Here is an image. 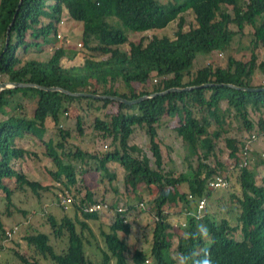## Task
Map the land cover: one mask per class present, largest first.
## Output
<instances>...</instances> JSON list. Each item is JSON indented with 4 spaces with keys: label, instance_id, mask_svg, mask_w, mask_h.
<instances>
[{
    "label": "trees",
    "instance_id": "16d2710c",
    "mask_svg": "<svg viewBox=\"0 0 264 264\" xmlns=\"http://www.w3.org/2000/svg\"><path fill=\"white\" fill-rule=\"evenodd\" d=\"M48 8L52 11V14L49 13L51 21L44 25L41 18ZM187 11L193 13L195 22L185 29L186 18L182 14ZM65 13L72 20L83 23V44L100 59H88L82 67H65L62 64L65 57L63 48L55 50L45 61L26 59L25 55L31 48L41 50V45L50 43ZM177 20L173 37L159 34ZM247 28L253 29V51L249 61L237 60L229 55L226 66H217L211 61L194 69L195 61L201 55L209 57L217 52L229 53L235 39L244 37ZM8 32L10 42L6 48ZM130 33L142 36L130 42ZM260 46L264 47V0H173L166 3L163 0H0V81L5 76L8 82L43 87L11 88L0 93V192L4 196L0 198H4L6 205L3 214L9 217L12 207L16 208L12 181L23 182L25 188L30 189L39 200L42 193L49 189L14 168V160L32 155L16 147V141L25 137L42 141L46 122L51 119L58 126L60 114L68 109L65 104L83 100L101 102L104 110L117 106V111L106 112L103 120H94L96 129L104 137L111 138L114 145V150L100 157L99 171L113 180L115 176L110 173L107 164L119 162L126 170L125 183L133 192H137L141 185L156 186L158 189L153 204L157 221L150 251L156 264H176L171 251L173 233L169 232L172 225L168 222L165 209L179 201L185 204L188 215L186 234L195 232L200 224L206 225L210 233L209 238L203 240L189 235L180 238L177 244L179 254L191 255L207 249L213 264H264V174L258 184L254 169L248 168L252 161L242 166L246 144L240 140L225 139L227 148L235 157L240 189L238 196H231L238 206L235 223L232 225L230 220L208 212L202 218L195 216L198 202L205 199L207 204L212 192L208 188L210 179L215 175L225 176L219 170L224 168L223 165L217 163L218 168L214 169L204 161L214 156L216 143L225 133L224 124L230 110H235L251 134L257 130L249 120V110L264 117V91H250L264 88L252 84L256 71L264 76V60L258 61L255 54ZM120 81L127 86V93H119L114 88L115 83ZM148 81H155L156 84L141 92L132 88L134 83L145 86ZM93 84L103 86V94L91 90ZM53 87L62 88L70 94L44 89ZM185 88L194 89L171 91ZM20 96L23 100L35 101L33 115L27 114L23 100L18 99ZM144 96L147 98L134 104L116 99L137 101ZM223 103H226V108H223ZM165 115L179 118L175 130L190 155L200 153L192 180L184 175L176 178L173 173L163 174L160 171L163 157L157 140L158 126ZM214 123L218 129L210 132ZM135 126L146 129L150 150L159 170L150 167L148 158L133 156L135 153L143 154L139 147L129 142ZM259 126L262 135L264 122ZM76 127L83 135V119L80 116L77 117ZM59 131L63 141L66 139L64 133L70 135L60 128ZM257 136L260 137L258 133ZM45 146L57 168L56 181L65 177L67 188L76 186V168L65 164L56 151L64 150L65 143L54 144L50 140ZM242 151L243 155L239 158L237 155ZM67 155L84 163L91 156L80 148ZM184 182L189 186L187 196L178 191ZM229 187L230 182L223 190ZM90 203H94L90 191L78 203L74 198L72 205L81 212L82 218L77 212L74 217L65 215L60 220L46 214L48 232L35 231L24 238L38 256H33L36 262H30L17 252L21 263L39 264L37 260L40 258L50 264H113V261L128 264V247L119 239L118 232L129 233L130 225L117 212L110 231L103 235L105 248L96 247L101 253L97 257L99 260L86 252L85 246L90 244L88 234L94 237L89 222L99 217L97 213L84 212L83 208ZM133 207L130 203L129 208ZM23 214L27 212L23 211ZM9 230L5 232L0 218L1 249V243L11 238L8 232L15 233L14 237L19 227ZM55 242H62L61 250H56ZM132 258L135 264H144L148 260V256L140 251H136Z\"/></svg>",
    "mask_w": 264,
    "mask_h": 264
},
{
    "label": "rangeland",
    "instance_id": "374dc122",
    "mask_svg": "<svg viewBox=\"0 0 264 264\" xmlns=\"http://www.w3.org/2000/svg\"><path fill=\"white\" fill-rule=\"evenodd\" d=\"M173 0H163L164 3ZM183 1V0H182ZM46 13L48 15H46ZM46 13L43 14L41 22L47 25L51 21L52 14L51 9H46ZM186 19L185 29H188L189 25L194 24L195 18L192 12L187 11L182 14ZM61 21L57 25V32L51 37L50 43L41 45V50L31 48L25 55L26 59H39L45 61L52 56L55 50L63 48L65 51V57L62 60V64L65 67H82L88 59H100L96 57L93 52L89 51L83 44V23L72 20L68 13L63 14L60 18ZM178 20L171 23L165 30L159 32V34H167L170 37L174 36L176 31ZM252 28H247L245 36L236 38L232 44L231 51L225 53H214L212 56H199L195 61L194 69L197 70L200 66L208 65L209 62L214 61L217 66H226L228 56H233L237 60L249 61L253 48L251 46V33ZM142 34L128 35L130 42L140 39ZM32 41V39H29ZM125 50L127 45L124 47ZM258 57V61L264 60V47L260 46V49L255 51ZM20 55L22 53L20 52ZM1 82H8L7 77L3 76ZM155 81H148L147 85L143 86L139 83H134L132 88L136 92L148 88L151 89ZM253 86H264V76L256 71L255 76L252 79ZM114 88L119 93H127L128 88L123 82L115 83ZM91 90H98L103 94L105 91L101 85L93 84ZM18 99L23 100L20 96ZM23 104L26 106L28 115H33L35 109V101L23 100ZM67 105L68 109L64 110L60 114V124L56 126L51 119L46 122V132L44 133L43 140H17L15 146L32 153V155H25L24 159H18L13 161L14 168L25 174L31 181L39 182L42 186L48 187V191L42 193V199L39 200L30 189L25 188L24 183L18 180L12 181L11 187L15 191L13 200L15 207H12L11 216L7 217L3 214L6 209L4 198H0V208L2 210L0 218L4 226L5 232L14 226L19 227V232L9 240H4L0 246V264H22L16 256L19 252L30 262H36L33 256L35 252L32 248H29L25 236L33 234L35 231L48 232V226L46 224V214H52L57 219H61L62 216H73L78 214L81 216L80 211H76L72 204L73 198L77 203L85 198L87 191L93 194V200L96 202H102L108 205L107 209L98 213L99 217L96 220L90 221V227L93 231L94 237L88 234L90 244L85 246L86 252L90 257L94 259L99 256L97 246L105 248L104 233L110 231V226L114 223L116 218V212L119 213L125 219V223L130 225L129 233L123 231L118 232L119 239L122 240L128 247L127 251V263L135 264L133 261V254L136 251H140L148 256V260L144 264H156L153 257L150 255V251L153 244V230L156 225V216L153 208L154 198L157 197L158 189L156 186H140L137 192H133L130 186L125 183L126 170L119 162H110L107 164L110 173L115 176V179L109 180L108 177H104V173L99 171L100 157L107 152L114 150V145L111 138L104 137L103 133L98 131L95 127L94 120L99 118L104 119V114L107 112H116L117 106L108 107L106 110L102 108L101 102H91L83 100L82 102H73L71 105ZM99 107V110L97 109ZM223 108H226V103H223ZM110 109V110H109ZM2 116V115H0ZM80 116L83 119V135L77 130L76 122L77 117ZM226 122L224 124L225 133L222 138L217 141L214 156H211L208 161H204L205 164L211 168H218V164L223 165L224 168H220L222 174H224L230 182V187L226 190L220 189L210 192L207 198V204L205 209L200 214L205 215V211L215 217L225 218L230 220L232 225L235 223L236 216H238L236 200H232L231 196L234 194L238 196L240 193L239 186L237 185V176L235 170V157L232 151L227 148L225 139L234 138L248 146V162L252 161L248 168L254 169V173L257 174V183H261V179L264 174V135H261L260 124L264 122V117L259 113L249 110V120L255 125L257 132L256 138L252 139V132H248L243 125L241 118H238L235 110H230L227 115ZM179 118H170L165 115L158 126V143L163 157V166L160 171L163 174L173 173V176L178 178L180 175H184L188 180H192L194 176V170L198 167V156L190 155L183 139L177 134L176 127L179 124ZM69 132L70 135L65 136V141L61 137L59 131ZM218 129L217 124L211 125L209 131L213 132ZM257 133L260 137L257 136ZM52 141L54 144L64 142V150L57 149V153L61 156L65 164H71L76 168L77 185L67 188V179L63 177L61 181H56L55 172L57 168L52 160V157L48 155L47 146L45 143ZM20 141V142H19ZM131 145L139 147L143 154H133L134 157H146L149 159V165L153 170H159L156 166L155 157L150 150V139L145 128L135 126L133 133L129 138ZM77 148H80L83 152L90 154V158L87 159V163L80 162L79 160L69 157L67 154L75 153ZM242 153L237 155L241 158ZM95 156V158H93ZM178 191L181 194L188 195L189 186L187 183L181 184ZM0 197H4L0 192ZM64 205L65 207L60 206ZM134 206L129 208V204ZM143 203L144 206L141 204ZM166 206V212L168 215V222L172 225V229L169 231L173 233L171 240L172 257L176 262V257L179 254L177 252V244L180 238L187 237V211L185 204L182 201L176 204H169ZM26 211L27 214H23ZM10 231V230H9ZM239 236V233H238ZM13 237V238H12ZM6 241V242H5ZM54 244V241L52 242ZM56 250H61L62 242H55ZM95 253V254H94ZM101 254V253H100ZM39 264H50L44 262L42 259H38ZM113 264H116L113 261Z\"/></svg>",
    "mask_w": 264,
    "mask_h": 264
},
{
    "label": "built area",
    "instance_id": "2783aa9c",
    "mask_svg": "<svg viewBox=\"0 0 264 264\" xmlns=\"http://www.w3.org/2000/svg\"><path fill=\"white\" fill-rule=\"evenodd\" d=\"M262 135H264V130L262 132ZM254 138H256L255 134L252 135L253 140H254ZM247 165H248V146L246 145L245 151H244V160H243L242 166H247ZM228 185H229V182H228L226 176L215 175L212 179H210V181L208 183V188L212 191H217L220 189H225ZM189 197L192 198L191 196H189ZM205 205H206L205 199L198 202L197 214L195 215L196 217L202 218L204 216V215L200 216V214L205 209ZM106 207L107 206H103V204L88 205L85 207V212H87V213L100 212L102 209H104ZM8 235H9V237H11L12 233L8 232Z\"/></svg>",
    "mask_w": 264,
    "mask_h": 264
},
{
    "label": "clouds",
    "instance_id": "9594fccd",
    "mask_svg": "<svg viewBox=\"0 0 264 264\" xmlns=\"http://www.w3.org/2000/svg\"><path fill=\"white\" fill-rule=\"evenodd\" d=\"M206 213V211H205ZM192 238L208 239L210 236L209 229L206 225L200 224L193 233H188ZM176 264H213V260L207 249L194 252L191 255L178 254Z\"/></svg>",
    "mask_w": 264,
    "mask_h": 264
},
{
    "label": "water",
    "instance_id": "95a60500",
    "mask_svg": "<svg viewBox=\"0 0 264 264\" xmlns=\"http://www.w3.org/2000/svg\"><path fill=\"white\" fill-rule=\"evenodd\" d=\"M9 42H10V37H9V32H8V36L6 38V48L8 47L9 45ZM231 87H234L232 85H229ZM23 87H36V88H43V87H40L38 85H35V84H21V83H13V82H1L0 81V93L2 90L4 89H11V88H23ZM44 89H48V90H53V91H60V92H65L67 94H70L68 91H65L63 90L62 88H58V87H53V88H44ZM191 89H194V88H185V89H172L171 91H185V90H191ZM250 91H264V88H261V89H250ZM74 95H82V94H74ZM98 97V96H97ZM147 98L146 96L142 97L141 99L137 100V101H127V100H124V99H120V98H116L118 101H121V102H124V103H128V104H134V103H137L143 99Z\"/></svg>",
    "mask_w": 264,
    "mask_h": 264
},
{
    "label": "bare ground",
    "instance_id": "6f19581e",
    "mask_svg": "<svg viewBox=\"0 0 264 264\" xmlns=\"http://www.w3.org/2000/svg\"><path fill=\"white\" fill-rule=\"evenodd\" d=\"M73 200H74V198H73ZM72 203H73V201H72ZM72 203H70V204H72ZM95 204H103V206H107L106 208H104V209H107L108 208V205L107 204H105V203H102V202H96V201H94V203H90V204H87L86 206H88V205H95ZM142 206H144L143 204H141ZM85 206V207H86ZM85 207L83 208V210H84V212H85ZM104 209H102L100 212H102ZM100 212H94V213H100ZM85 213H87V212H85ZM88 214H93V213H88Z\"/></svg>",
    "mask_w": 264,
    "mask_h": 264
},
{
    "label": "crops",
    "instance_id": "0c3cea01",
    "mask_svg": "<svg viewBox=\"0 0 264 264\" xmlns=\"http://www.w3.org/2000/svg\"><path fill=\"white\" fill-rule=\"evenodd\" d=\"M31 138V137H30ZM33 138H31V140H32ZM22 140H28V137H25L24 139H22ZM33 140H35V139H33ZM37 141V140H36ZM20 142V141H19Z\"/></svg>",
    "mask_w": 264,
    "mask_h": 264
}]
</instances>
